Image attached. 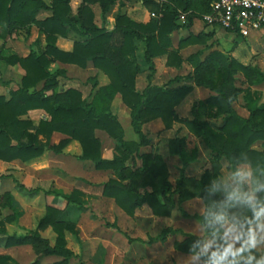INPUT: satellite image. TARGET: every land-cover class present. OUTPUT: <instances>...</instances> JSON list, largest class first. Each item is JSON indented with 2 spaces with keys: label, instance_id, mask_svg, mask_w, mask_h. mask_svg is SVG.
Wrapping results in <instances>:
<instances>
[{
  "label": "trees",
  "instance_id": "trees-1",
  "mask_svg": "<svg viewBox=\"0 0 264 264\" xmlns=\"http://www.w3.org/2000/svg\"><path fill=\"white\" fill-rule=\"evenodd\" d=\"M117 0H82L77 14L72 12L71 0H52L48 5L44 0H0V38L12 36L20 29H29L35 25L45 34L46 45L41 50H32L26 57L11 55L6 61L19 63L25 70L21 86L10 92L7 99L0 94V159L11 162L17 159L28 162L42 156L47 149L57 153L72 140L81 144L83 160L91 161L97 170H112L115 177L103 186V195L113 198L128 215L134 216L136 210L148 205L152 213L167 216L178 205L201 198L205 204L202 214L184 215L193 217L204 228V236L186 235L183 240L174 242L177 251L198 256L203 264H259L263 254L252 244L250 228L257 224L264 214V149L254 145L261 141L264 148V106L249 107L248 117L241 116L234 107V100L242 92L234 86V75L243 73L247 82L262 84L264 73L257 67L245 65L229 58L219 51H212L207 59H200V52L187 58L193 62L195 71L187 77L176 76L168 84L152 83L154 73L148 75V84L143 90L136 87L137 74L141 71L137 59V43L145 44L144 57L151 71H155L154 58L167 56V65L179 68L184 59L180 51L187 46L199 44L207 34L190 33L182 37L174 47L172 34L181 27L189 28L195 14H191L186 23L180 25L177 20L179 8L190 9L187 0H175L177 5H158L156 0H145L157 6L160 17L147 22H137L126 14H118L113 29L99 26L95 22L92 5L98 3L102 17ZM211 0L201 8L204 15L211 11ZM51 10L52 14L38 19L39 10ZM201 15V16H202ZM75 32L73 49L62 50L57 46L59 37H68ZM76 64L87 67L91 61L109 78L108 84L98 87L87 98L75 88L47 91L57 87V76L66 74L65 70H51L53 61ZM186 78L199 86L210 88L214 94L193 106V118H181L176 107L193 91V86L185 84ZM44 81V86L36 87ZM175 82H184L173 86ZM117 94L131 110V126L137 138H127L126 130L111 107ZM42 108L50 118L39 122L23 118L29 110ZM204 116V117H203ZM162 119L169 129L175 122L184 123L197 137H200L212 155L211 167L198 179L187 176L185 169L198 160L199 150L188 147L185 137H175L169 142V152L182 161L180 175L175 185L169 181V168L163 156L156 151L142 152L141 148L150 145L146 137L144 124ZM203 118V119H202ZM205 118V119H204ZM220 119L213 123L211 119ZM106 131L116 141L115 155L111 159L103 158L102 142L96 136V130ZM55 132L67 135L58 144H51ZM223 158L234 173L240 164L251 168L250 188L254 200L226 186L221 179ZM138 162L140 164H138ZM4 177V175H0ZM17 188L26 195L43 191L54 193L75 202L82 207L80 199L84 192L77 188L70 193L62 190H44L41 187L29 189L17 182ZM11 192L0 193V205L13 211L6 219L11 223L23 216L16 209ZM63 209L48 206L39 221L38 228L49 226L53 235V244L44 238L38 230L27 233L7 235V248L32 245L37 259L29 264H41L44 257L56 255L60 260L50 264H70L78 255L68 247L66 231L77 234L76 227L62 219ZM230 221L238 231L239 248L232 250L236 255L219 259L224 249L232 246L224 235V224ZM178 230L166 228L156 239L165 242L170 234ZM5 233L1 229L0 233ZM205 238L213 241L210 251L201 250ZM243 249V251H241ZM214 254H216L214 256ZM14 258L0 254V264H10Z\"/></svg>",
  "mask_w": 264,
  "mask_h": 264
},
{
  "label": "rangeland",
  "instance_id": "rangeland-1",
  "mask_svg": "<svg viewBox=\"0 0 264 264\" xmlns=\"http://www.w3.org/2000/svg\"><path fill=\"white\" fill-rule=\"evenodd\" d=\"M45 1L47 3L52 2V0H45ZM72 1L73 0H71V2ZM187 1L191 6L190 9L182 10L181 8H179V16L177 17V20L180 23V25L186 23V21H188V18L191 14L196 15L193 18V21L195 19L201 20L203 16L201 14L202 13L201 8L205 7L206 4L211 0H187ZM155 2H157L158 5L165 3L170 7H172L173 5H177V2L175 0H156ZM78 8H73L72 12L77 14ZM92 8L95 13V21H97L100 26L108 29H111L112 24L115 25V19L119 13L126 14L131 19H137L142 21H149L150 18L161 16V12L157 10V6L154 5L153 3L146 2L145 0H117L110 7L109 11L106 13L104 17H102V9L98 3L93 4ZM42 13H44V11ZM35 28L37 30V26ZM22 33L24 34V36L25 34H27L25 31H22ZM70 33H71L70 37L68 35L69 37L68 40L70 41L69 43H73L72 40L74 41L80 37L75 32H70ZM186 33H187L186 36H188L190 33L193 32L188 31ZM201 33L203 35L207 34L204 32ZM260 33L264 34L263 31ZM18 35L19 32L18 33L15 32V34L12 35V38L15 39L16 37H18ZM179 35H181V33L172 34V38L174 37V44L176 45L179 40ZM208 36L209 33L207 35H204L202 37L203 41L200 42L199 44L201 45L208 44ZM237 38L238 40H242V38L239 36H237ZM37 43L38 46L41 45V37L37 40ZM237 43H238L237 40L234 39L232 41H229L228 43L222 42L221 45L226 51H224V53L221 52V50H214V51H219V53L221 52L225 56L229 58H234L245 65H252L250 63H253L254 60L261 58L264 63V39L262 40V47H257L254 50L255 53H252V55H249L248 54L249 52L247 50L243 51V53H237L238 57L231 54L234 48L237 46ZM249 43L251 42L249 41ZM190 46L184 48L182 53L180 51V54L182 55L184 61L179 66V68L177 67L173 68V66H168L166 63L167 59L165 57H162L161 60H158L157 72L155 76H157L158 82H160V84H168L170 79H173L176 75L187 77L188 75L194 73L195 65L193 62L188 61L187 58H189V56L193 54H196L194 52L197 50V48L190 49L189 48ZM143 47H144L143 44L141 42H138V48L136 53H137L138 62L141 64L142 67L146 66L147 69L146 60L144 61V57L142 56V53H144ZM209 49L210 47L207 46L206 48L203 47L198 50V52H200L199 53L200 59L202 61L207 59L208 56L210 55V53H208L207 51ZM206 51L207 53H205ZM167 67L172 69H168ZM94 73H95L94 69L75 68L70 73L71 76V78H69L70 80H66V82H64V80L62 79V82L63 85L65 86L68 85L79 86L80 82L86 83V80L89 77H93ZM139 77H140L139 81L141 82L140 84H143L145 82L144 81L145 73L140 74ZM184 82L185 84L192 85L193 90L195 89L196 86H199L196 84V82L188 78H186V81ZM184 82H178V85L179 84L181 85ZM254 85L259 86L258 89L257 87H254ZM234 86L239 87L241 90H244L245 93H248L245 96L239 94L233 102L236 105L237 104L240 105L239 106L241 107L240 110H242L243 108V106H241V103L243 102L245 103L246 101L249 102L250 104L248 105L249 107H256L258 105L264 106V90H263L264 82L260 85L251 84L247 82L243 73L237 72L234 75ZM201 87L202 88L200 89H196L193 92L192 96L186 98V100L182 101L176 107V111L179 114V117L192 119L193 106L195 105L196 108V106L199 104V101H203L210 95L214 94V92L210 88L208 89L211 92L208 91L207 89H203L207 87L204 86ZM120 101L122 100L119 98V100L116 99L115 103L113 102L114 103L113 110L121 118L123 126L125 127L126 130V137L137 138L131 126L129 110L124 108V106L120 104L121 103ZM243 110L246 111V109ZM155 120L150 121L151 124H149V126H146L144 128L145 131L147 130V127L149 129L147 134L145 132L146 137L147 138L150 137L153 139L152 142H150V145H148L144 149L148 151H156L160 153L163 156V158L164 156H167V160L169 164L168 168L170 171L168 179L171 183L174 182V179H177L178 176L180 175V168L177 165V160L175 158L170 157L171 154L169 152V142L171 139L175 137H185L188 143V147L192 148L196 146L199 150V158L195 163L196 165L188 170V173L190 175H193V177L197 178V176L198 177L201 176V173L205 169H209L211 167L212 155L209 149L205 147L202 139L200 137H197L184 123L175 122L172 127L166 129L162 119L157 121ZM210 121L213 123H219L220 119L218 120L211 119ZM165 130H169V131L163 132ZM254 147L261 150L264 149L261 145V141L257 142L254 145ZM110 148L111 145L109 146L107 143L104 142V151L107 150L111 151ZM114 150L116 151V149ZM83 163L91 164L90 161H83ZM138 164L140 163L138 162ZM64 165L65 164L60 162H54L52 163L51 168L55 169L58 167L57 170L62 172L59 173V175L63 178L64 176L63 173H65L66 171L63 170V168H65ZM241 165L244 164L238 165L237 167L238 172L234 173V171L232 170L231 166L228 164L226 159L223 158L221 179L226 186L232 187L234 190H236L238 193H240L245 197H246L245 189H248L249 197L251 198V200H254L255 195L250 188V177H251L250 165L249 167L246 168L245 166H241ZM87 166L86 169L90 170L91 166L90 165L88 167ZM112 177H115V173L112 170H110L109 174H106V176L103 178L104 179L103 182H100L99 184H97V182L96 183L94 182L96 181V179H94V181L89 180L87 182V185H83L82 182L80 183L77 182L74 185V189L76 188L77 189L79 188L80 190L82 188L87 189L86 192H84V190H81L84 192V195L80 197V199L84 202L82 207L77 203L70 202L64 197L59 196L57 194L56 195L54 193L45 194L43 192V193H39L40 197L36 196L34 199L31 198V200L26 199L27 197L25 198V200L22 198H20L17 201L14 200V204L17 205L16 209L20 211L22 209H25V211L23 212H25L26 215L24 217H20L17 221L10 223L6 218L11 216L13 211L8 208H3L0 205V230L1 229L5 230V233L3 232L0 233V254L11 255L14 258V261H12L10 264H29L33 262L35 259H37V254L32 245L15 246L11 248H7L5 246L7 235H11L13 233L24 234L27 233L28 230L31 231L38 230L44 238L49 239L51 244H53L54 234L51 232L50 230L51 228L49 226L43 227L41 229L38 228L39 221L41 217L45 214L46 208L52 205L59 209H63L64 214L62 219H66L70 221L72 225H74V227H77V229H79L77 230V234H74L70 231H66L68 246L78 255L77 257L72 259L70 264H177V262L175 261L177 257L175 252L181 255L187 253L177 251L174 247L173 239L181 240L186 234L180 233V235L177 234L176 236H172L173 234L172 235L170 234L165 242L156 239V237L159 236L164 229L169 227L173 228V226H175L178 223V220L187 222L184 219L190 218L189 221L193 223H196V221L198 220L193 217H188L184 215L182 210H184L186 213L188 211L187 207L185 208V204H182V208H180L177 205L169 214L170 217L166 219L154 218L155 215L152 213V210L148 205H143L139 207L136 210L135 215L130 216L119 205H117V203L113 198H109L103 195V186ZM65 180H67L66 177ZM60 182L67 189V191L71 190L72 186L69 185V183L66 184L63 181ZM6 186L7 185H5V187ZM52 186L53 185L46 184L44 188L51 189ZM80 186H82V188ZM5 187L2 186L1 187L2 190H4L3 188ZM54 189L58 190L59 188H54ZM5 192H10V191H5ZM192 205H193V209L191 210L197 212L198 208L194 204ZM21 223H24L25 225L21 226L22 225ZM250 233H251V228H250ZM253 233L254 234L252 235V237L254 236V244L251 239L252 244L257 249L261 248V250L264 251V216L261 218V222L257 226L255 225ZM228 239L232 244L233 250L237 251L239 248L238 233L234 237L233 241H231L230 238ZM210 250L203 249V251H210ZM261 250L259 251L263 254V258H264V252ZM60 259L61 257L56 255L47 256L42 258L41 264H50Z\"/></svg>",
  "mask_w": 264,
  "mask_h": 264
},
{
  "label": "crops",
  "instance_id": "crops-1",
  "mask_svg": "<svg viewBox=\"0 0 264 264\" xmlns=\"http://www.w3.org/2000/svg\"><path fill=\"white\" fill-rule=\"evenodd\" d=\"M73 1H74V3H73ZM73 1L71 2L72 9L78 8L82 2V0H73ZM47 4L50 5L51 2L47 3ZM43 11H44V13H42ZM51 14H52L51 10L41 9V10H39V12L37 14V18L43 19L44 17H46V16L48 17ZM133 20H135L137 22H147V21H142V20H137V19H133ZM95 22L98 24L97 21H95ZM114 26L115 25L112 24L111 29H113ZM206 26L209 28H212V29H209ZM35 27L36 26H31L29 29H20L18 31L19 35L15 39H13L11 35L8 36L6 39L0 38V94L4 95L7 99L10 98V92L11 91H15L21 86V81H22L23 76L26 74V70L19 63H17V64L9 63L6 61L5 58L9 57L11 55H18L19 57H26L31 53L32 50L37 51V50H40V48L43 49L44 46L46 45L45 34H41L38 27H37V30ZM22 31H25L27 34H25V36H24ZM188 31L189 32L191 31L196 35L201 33V32H204L207 34L209 33L208 44H205V45L194 44V45L189 47L190 49L197 48V50L194 53H197L199 49H201L203 47L206 48L207 46L210 47V49L207 50L208 53H211L214 50H221V52L224 53V51H226V50L223 48L221 43L222 42L228 43L229 41H232L234 39V40H237L238 43H237V46L234 48V50L232 51L231 54L238 57L237 53H243V51L247 50L249 52L248 54L252 55V53H255L254 50L257 47H262V40L264 39V36H263L264 34L260 33L262 31L264 32V30L257 32V33H254L251 36L243 37L240 35H235L231 32H227L224 29L217 27V26H213V27L208 26L203 22V20L201 18V20L195 19L189 28L181 27L177 30V32L176 31L174 32V33H179V34L181 33V35H179V40L177 42V45L174 44V37L172 38L174 46L176 45L175 47L178 46V43L182 37H186V35H187L186 32H188ZM18 32H16V33H18ZM70 34H69V37H70ZM237 36L241 37L242 40H238ZM40 37H41V45L38 46L37 40ZM69 37H59L58 41H57V46L62 50H66V51L72 50L73 46H74V41L72 40L73 43H69L70 42L68 40ZM249 41L251 43H249ZM138 42H141V41H138ZM141 43L143 44V46H144L143 48L145 50V44L143 42H141ZM137 46H138V43H137ZM182 51H183V49L181 50V53H182ZM207 51L205 53H207ZM136 55H137V53H136ZM142 56L144 57V53H142ZM162 57H165L167 59L166 55L160 56V58L159 57L154 58V63H155V71L154 72L149 69L147 62H146L147 69H146V66L142 67L141 64L139 63V65L141 67V71L139 72L137 80H136L137 81L136 82L137 89L143 90L147 86L148 75H150L152 73H154L152 76V83L156 84V85H163V84H160V82H158L157 76H155V74L157 72L158 60H161ZM144 61H145V57H144ZM250 64H252L253 66H257L264 73V63H263L262 58L256 59L253 61V63H250ZM75 68L94 69L95 73H94L93 77H89L86 80V83L80 82L79 86H74V85L65 86V85H63L62 79L64 80V82H66V80H70L69 79V78H71L70 73ZM173 68H175V67H173ZM50 69L51 70H56V69L65 70L66 74L61 73V75L57 76V81H58L57 87L53 88V89H49L47 91L48 95H52L55 91L60 92L62 90H67L69 88H75V89L80 90L83 93L84 98H87L91 95V93L94 90H96L100 86H104V85L108 84V81H109L106 74L103 71L97 69L91 61L88 63L87 67H81V66H78L76 64L63 63L61 61L56 60V61H53L51 63ZM168 69H172V68H168ZM143 73H145V78H144L145 82L143 84H140L141 82L139 81V78H140L139 75L143 74ZM176 85H178V82H175L173 84V86H176ZM258 85H260V84H258ZM43 86H44V81L40 82L37 85L36 89L40 90ZM254 87H257V89H258L259 86L254 85ZM200 88H202V87L196 86L195 89L186 98L192 96L193 92L196 89H200ZM203 89H207L208 91H210L208 88H203ZM263 90H264V88H263ZM240 94L245 96L248 93H245V91L242 90V92ZM119 98L122 100L121 95L117 94L113 102L115 103L116 99L119 100ZM186 98L184 100H186ZM120 102H121L120 104H122V106H124V108L129 110V116L131 119L130 108L123 101H120ZM114 103H112L111 109H112L113 113L118 116V114L113 110V104ZM248 105H250V104L248 101H246L245 103L244 102L241 103V106H243L242 110H240L241 107H239L240 105H238V104L237 105L234 104V107L241 116L248 117L250 114V110L248 108L249 107ZM243 109H246V111ZM23 118L33 120L34 122L37 123L43 118L49 119L50 115L44 109L37 108V109L29 110L28 114L23 116ZM118 118L121 121V118L119 116H118ZM214 119L218 120L216 118H214ZM157 120H161V119H157ZM157 120H155V121H157ZM149 124H151V122H148V123L144 124V126H143V131H144V133L146 132V134L148 133L149 129L147 127V130L145 131L144 128L146 126H149ZM167 131H169V130H165L163 132H167ZM96 136L102 142V156H103V158H107V159L113 158L114 154H115L114 149L116 146V141L113 138H111L106 131L101 130V129L96 130ZM67 137L68 136L63 134V133L55 132L52 136L51 144H58L62 139L67 138ZM148 139L150 140V142H152V140H153L150 137H148ZM104 142L107 143L109 146L111 145V148H110L111 151L110 150L104 151ZM145 147H147V146H144L141 148L142 152L148 151V150L144 149ZM82 153H83V150H82L80 142L78 140H72L62 150V152L57 153L51 149H47L42 156L35 158V159H32L31 161H28V162L22 161L20 159H17V160L11 161V162H7V161H3L0 159V175H4V177H0V193L3 194V193H5V191H10L13 194L14 199L16 201L19 200L20 198L25 200L26 197H27L26 199L31 200V198L34 199L36 196L40 197L39 193H43V191L36 193V194H32V195H26L17 188V182L24 184L29 189H33V188H37V187L44 188V186H46V184H48V185L50 184V185H53L51 188L52 190L54 188H59L58 190H62L64 193L72 192L74 190V185L77 182H79V183L82 182L83 185H87V182L89 180L94 181V179H96V181H94V182L95 183L97 182V184H99L100 182H103V180H104L103 178L106 176V174H109L110 170H97V169H95V167L91 161H90L91 164L83 163V161H87V160H83L81 158ZM170 157L175 158L177 160V165L181 169L183 166V163L179 159V157L176 155H170ZM164 158L168 164L167 156H164ZM54 162H60V163L65 164L64 165L65 168H63V170H66V171H65V173H63V175H64L63 178L59 175V173H62V172L57 170L58 167L55 169L51 168V165ZM196 162L197 161L192 162L185 169V174L187 176H193V175H190L188 173V170L191 169L192 167H194L196 165L195 164ZM87 165L91 166L90 170L86 169ZM168 166H169V164H168ZM241 166H245V168L249 167V165H246V164L241 165ZM205 170L201 173V176L203 175ZM201 176H199V177L197 176V178H200ZM65 177L67 180H65ZM60 181H63L66 184L69 183V185L72 186L71 190L67 191V189L63 186V184ZM173 183L174 184L176 183V179H174V182H172V184ZM5 185H7V186L5 187ZM2 186L5 187V188H3L4 190H2V188H1ZM80 187L82 188V186H80ZM51 189L44 188V190H47V191L51 190ZM81 190H84V192L87 191V189H85V188H82ZM184 204H185V208L187 207L188 211L186 209L185 210L187 211L188 214H191V215L192 214H202L205 210V204L201 198H195L192 200H188V201L184 202ZM192 204H194L198 208L197 212H194L193 210H191V209H193ZM22 211H25V209H22ZM25 215H26V213L24 212L22 217H24ZM263 216H264V214H263ZM169 217H170V215H167V216H156L155 215L154 216V218H161V219H166ZM184 220L187 222L178 220V223L175 226H173V228L177 229L178 231L176 233H174L173 235L171 234L172 236H176L177 234L180 235V233H184L186 235L193 234V235H197V236H201V237L204 236V233H205L204 228L198 221H196V223H193V222L189 221L190 218H185ZM260 222H261V220H260ZM21 224H22L21 226L25 225L24 223H21ZM258 224H255V225L257 226ZM255 225L251 226V234L252 235L254 234L253 230H254ZM223 228L225 230L224 235H226L228 238H230L231 241H233L234 237L238 233L237 228L232 223H230L229 221H227L224 224ZM76 230H79V229H77V227H76ZM186 235L181 240H183L186 237ZM175 241H177V240L173 239V243ZM212 247H213V241L210 238H205V240L203 241V243L201 245V249L202 250L203 249L204 250H210ZM258 249L261 250V248H258ZM261 251H263V250H261ZM175 254L177 256L176 260H175L177 262V264H203V261L199 257H197L196 255H193V254H182L181 255L177 252H175Z\"/></svg>",
  "mask_w": 264,
  "mask_h": 264
},
{
  "label": "built area",
  "instance_id": "built-area-1",
  "mask_svg": "<svg viewBox=\"0 0 264 264\" xmlns=\"http://www.w3.org/2000/svg\"><path fill=\"white\" fill-rule=\"evenodd\" d=\"M202 20L235 35L251 36L264 30V0H215Z\"/></svg>",
  "mask_w": 264,
  "mask_h": 264
},
{
  "label": "clouds",
  "instance_id": "clouds-1",
  "mask_svg": "<svg viewBox=\"0 0 264 264\" xmlns=\"http://www.w3.org/2000/svg\"><path fill=\"white\" fill-rule=\"evenodd\" d=\"M251 239H252V242L254 244V236L251 237ZM241 251H243V249H241ZM215 255L216 254H214V256ZM228 255H236V253L233 252L231 245H229L227 248L224 249L223 254L219 256V259H221V260L226 259ZM259 264H264V260L260 261Z\"/></svg>",
  "mask_w": 264,
  "mask_h": 264
}]
</instances>
